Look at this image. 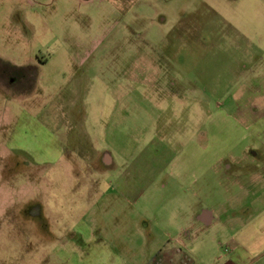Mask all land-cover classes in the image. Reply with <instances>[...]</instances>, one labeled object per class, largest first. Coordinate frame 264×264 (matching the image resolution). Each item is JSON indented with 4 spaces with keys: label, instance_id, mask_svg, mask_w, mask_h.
<instances>
[{
    "label": "rangeland",
    "instance_id": "374dc122",
    "mask_svg": "<svg viewBox=\"0 0 264 264\" xmlns=\"http://www.w3.org/2000/svg\"><path fill=\"white\" fill-rule=\"evenodd\" d=\"M244 94L264 0H0V264L228 255L264 209Z\"/></svg>",
    "mask_w": 264,
    "mask_h": 264
},
{
    "label": "crops",
    "instance_id": "0c3cea01",
    "mask_svg": "<svg viewBox=\"0 0 264 264\" xmlns=\"http://www.w3.org/2000/svg\"><path fill=\"white\" fill-rule=\"evenodd\" d=\"M258 99L256 97H249L246 94L241 97L236 96L235 100L240 104L236 116L239 117L238 120L243 127L244 133L247 135L246 137L254 136L258 138L261 148L264 149V106L257 107L258 104L257 106L255 105V102L259 101ZM253 143L248 141L247 146L249 149L254 146ZM260 179H263L261 175ZM211 218L212 213L208 211H204L199 217L200 220L205 221H210ZM173 247L176 246H172L171 248ZM228 247L230 249L229 254L223 256L221 259L216 256L198 258V260L193 257L190 258L193 264H248L253 252L261 249L264 250V209L243 222L240 230L228 239Z\"/></svg>",
    "mask_w": 264,
    "mask_h": 264
},
{
    "label": "trees",
    "instance_id": "16d2710c",
    "mask_svg": "<svg viewBox=\"0 0 264 264\" xmlns=\"http://www.w3.org/2000/svg\"><path fill=\"white\" fill-rule=\"evenodd\" d=\"M148 264H193L190 256L179 247L158 250Z\"/></svg>",
    "mask_w": 264,
    "mask_h": 264
},
{
    "label": "flooded vegetation",
    "instance_id": "af4514ba",
    "mask_svg": "<svg viewBox=\"0 0 264 264\" xmlns=\"http://www.w3.org/2000/svg\"><path fill=\"white\" fill-rule=\"evenodd\" d=\"M33 211V210H32ZM33 213H35V211H33Z\"/></svg>",
    "mask_w": 264,
    "mask_h": 264
}]
</instances>
